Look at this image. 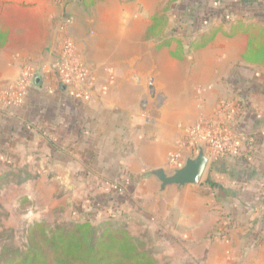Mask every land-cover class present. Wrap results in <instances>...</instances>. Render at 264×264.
<instances>
[{
  "label": "crops",
  "instance_id": "0c3cea01",
  "mask_svg": "<svg viewBox=\"0 0 264 264\" xmlns=\"http://www.w3.org/2000/svg\"><path fill=\"white\" fill-rule=\"evenodd\" d=\"M256 9L264 11V4ZM69 13L70 35L90 72V101L79 104L59 92L32 119L31 131L21 129L20 108L2 113L0 144L51 138L56 144L46 146L47 155L61 147L85 157L83 181L93 172L96 183L113 189L106 202L96 201L99 208L120 206L116 196L126 197V189L134 195L138 186L135 197L151 212L134 208L150 225L146 240L160 264H264V19L221 27L202 48L203 41L172 44L159 36L150 43L153 22L135 5L0 0V28L8 33L0 48V90L26 63L55 55ZM209 120L230 125L238 157L245 158L210 149L214 158L198 186L160 194L155 178L142 181L146 170L166 168L168 156L188 149L190 127Z\"/></svg>",
  "mask_w": 264,
  "mask_h": 264
},
{
  "label": "rangeland",
  "instance_id": "374dc122",
  "mask_svg": "<svg viewBox=\"0 0 264 264\" xmlns=\"http://www.w3.org/2000/svg\"><path fill=\"white\" fill-rule=\"evenodd\" d=\"M56 1L69 6L72 1L77 0ZM87 1L90 2V0ZM96 1H98V4L105 5L108 0ZM109 1L113 5L139 6L144 11V15L149 17L150 23L153 22L155 17L159 16L160 21L156 28L149 32L150 35L148 34L151 39L150 43L154 44L159 40V37L166 40L167 43L172 42V44H176L178 41H183V44L201 43L203 37L211 36L221 30V27H227L232 22L241 19L250 20L255 17L264 19V11L258 12L259 10L256 9L260 2L264 4V0ZM65 18L72 20L70 13ZM70 25L68 26V35L73 40L69 31ZM59 46H61V41H58L55 47L56 52L59 50ZM74 47L79 57L75 42ZM186 50L189 51L187 47ZM55 58L56 56H53L48 61L36 62L35 64L33 62L26 63L19 76L11 81L14 84L22 75H27L30 78L33 74L37 79H40L39 84L34 80L31 82L28 95L21 106L9 108L6 105L2 93L13 86H10L11 83L7 88L0 90V114L20 110L19 113H23L22 128L19 126L22 131L26 129L31 131L33 127L32 119L43 116L45 111H48L45 103L55 99L56 94L60 95L59 92L63 91L72 96L59 82L54 70ZM80 62L84 64L85 60L80 59ZM72 97L79 104H86L90 101H84L75 96ZM28 103L31 107L28 106ZM14 108L20 109L16 110ZM0 128L2 127L0 126ZM51 140L49 138V140L41 143L38 141H21L17 144L10 140L6 146L0 144L2 152L0 154V264H4L5 257H2L4 253L6 255L7 252L10 254L11 251L24 249L27 242V230L29 226L37 222H45L55 227L85 221L86 218H89L94 226L100 229L107 226H118L128 230L132 236L143 241L150 249L152 243L146 240L150 225L143 226L141 216L135 210L137 206L142 207L135 197L138 186L135 187V191L133 190L134 195L131 193L132 190L126 189V197L116 196L118 203H121L119 210L111 207L99 208L96 201L100 203L105 201L106 194L112 188L104 184L105 181L99 180L101 182L97 181L96 183L93 172L86 174L87 181H83L84 178L80 176L79 170L88 162L85 157L71 153L70 155L63 154L61 147H58V151L53 155L51 153L47 155L45 152L46 146L56 144ZM187 142L184 141L186 148L190 150L187 149L181 153L175 152L167 157L168 163L165 169L170 173L178 167H174L170 163L174 154L179 155L180 166L185 163L189 155L192 157L196 155L197 147L193 148ZM204 148L209 157L213 159L214 155L212 156V153L214 152L211 153L210 148L206 145H204ZM241 152L240 150L238 156L241 155ZM214 154L221 155L223 153ZM94 159L92 158V160ZM149 171L146 170L141 174L144 183L151 180L148 176ZM206 176L207 173L203 181ZM117 186L116 183L113 187L117 188ZM142 209L146 212L150 211L146 206ZM150 250L154 255L156 254L152 248Z\"/></svg>",
  "mask_w": 264,
  "mask_h": 264
},
{
  "label": "trees",
  "instance_id": "16d2710c",
  "mask_svg": "<svg viewBox=\"0 0 264 264\" xmlns=\"http://www.w3.org/2000/svg\"><path fill=\"white\" fill-rule=\"evenodd\" d=\"M159 21L160 17H155L149 31ZM7 35V30L0 28V48L5 45ZM214 37L215 33L203 37L201 47ZM112 208L119 210V205L113 204ZM2 257L4 264H160L147 245L128 230L118 226L100 229L89 218L55 227L45 222L34 223L27 230L24 249L4 253Z\"/></svg>",
  "mask_w": 264,
  "mask_h": 264
},
{
  "label": "built area",
  "instance_id": "2783aa9c",
  "mask_svg": "<svg viewBox=\"0 0 264 264\" xmlns=\"http://www.w3.org/2000/svg\"><path fill=\"white\" fill-rule=\"evenodd\" d=\"M70 24L71 20L65 18L61 25L63 36L61 46L54 55L56 56L54 70L62 87L72 96L89 101L91 99L89 92L90 72L80 62V58L75 52L74 42L68 35ZM33 80H37L34 74L30 78L27 75H22L8 91L2 93L7 107L21 106L24 103ZM233 117V114L228 112L226 118L232 120ZM187 133L189 137L187 143L193 148L202 142L214 153L230 154L236 157L239 155V146L232 135L229 124L225 122L209 120L190 127ZM170 163L174 167H179V155L174 154Z\"/></svg>",
  "mask_w": 264,
  "mask_h": 264
},
{
  "label": "water",
  "instance_id": "95a60500",
  "mask_svg": "<svg viewBox=\"0 0 264 264\" xmlns=\"http://www.w3.org/2000/svg\"><path fill=\"white\" fill-rule=\"evenodd\" d=\"M40 83V79L36 80ZM210 162V157L205 151L204 144H197V153L194 157L189 156L185 163L175 168L171 173L165 168L150 170L148 176L155 178L159 183V193H164L168 187L176 186H198L202 183L203 177Z\"/></svg>",
  "mask_w": 264,
  "mask_h": 264
}]
</instances>
